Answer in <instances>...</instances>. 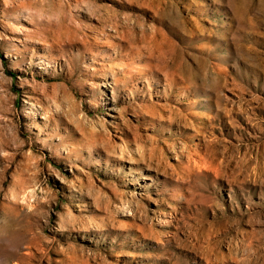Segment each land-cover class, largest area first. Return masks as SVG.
I'll return each instance as SVG.
<instances>
[{
    "label": "rangeland",
    "instance_id": "rangeland-1",
    "mask_svg": "<svg viewBox=\"0 0 264 264\" xmlns=\"http://www.w3.org/2000/svg\"><path fill=\"white\" fill-rule=\"evenodd\" d=\"M0 264H264V0H0Z\"/></svg>",
    "mask_w": 264,
    "mask_h": 264
}]
</instances>
